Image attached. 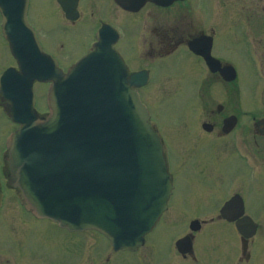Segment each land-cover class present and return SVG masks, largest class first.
Masks as SVG:
<instances>
[{"label": "water", "instance_id": "95a60500", "mask_svg": "<svg viewBox=\"0 0 264 264\" xmlns=\"http://www.w3.org/2000/svg\"><path fill=\"white\" fill-rule=\"evenodd\" d=\"M116 1L135 10L146 0ZM12 26L5 36L20 71L1 75L0 97L11 102L9 113L21 123L8 139L9 163L26 207L68 229L95 228L116 248L136 247L166 209L172 189L162 144L135 88L147 81V72L129 74L110 45L100 42L64 73L33 35L26 39ZM189 46L212 71L236 77L232 65L222 67L211 55V37ZM103 47L118 64H94ZM35 79L51 82L47 120L34 109Z\"/></svg>", "mask_w": 264, "mask_h": 264}, {"label": "rangeland", "instance_id": "374dc122", "mask_svg": "<svg viewBox=\"0 0 264 264\" xmlns=\"http://www.w3.org/2000/svg\"><path fill=\"white\" fill-rule=\"evenodd\" d=\"M43 1L45 3L41 1L35 7H41L46 18H36V23L40 29L43 27L47 30L44 42L49 51L56 48L60 41L64 42L65 49L60 53H64L62 59L67 63L69 56L77 55L85 49L84 45L90 40L94 29V20L84 17L76 27L64 29L62 17L51 15L56 11L54 2ZM91 3L98 8L101 19L111 21L121 33L118 50L131 63V68L152 69V80L142 89V98L151 111L152 122L157 124L165 144L169 169L175 175V189L169 203L173 209L168 211L164 220L180 222L186 221L191 215L212 212L214 204L221 202L220 197L229 192L232 185L238 186L242 178L251 176V173L243 156L221 148L226 141L222 143L216 138L198 139L199 132L195 128L202 107L198 95L211 94L216 97L215 102L223 103L226 97L229 98L226 96L229 93L234 105L244 102L246 110L251 111L249 114H264V74L260 75L264 72L260 66L264 64V0H187L180 3L182 8L176 10V4L172 6L169 22L160 21L162 15L156 11L152 12L154 18H148L145 15H129L116 7L113 10L111 0H86L84 9H88ZM167 27L168 31L173 27L177 32L181 30L185 36L196 34L200 29L214 33L212 53L223 61H230L237 71V80L230 85L232 91L222 86L220 80H211L205 64H198L197 59L184 47H179L173 55L157 58L155 64H152L154 59L144 50L151 40L158 43L161 32ZM137 54L140 64H137ZM8 64H12V57L0 34V72ZM68 65L63 64L64 67ZM207 79H210V84ZM46 88L45 84H36L41 113L46 108L43 103ZM211 106L209 104L206 107ZM201 120L199 116L198 125ZM10 128V123L0 113V136ZM181 162L184 164L179 169ZM260 166L263 168L264 164ZM258 172L263 173V169ZM261 200V196L253 195V199L248 201V208L254 210ZM16 201L17 206H20ZM13 204L12 198L9 215L13 216V221L5 215L0 222V237L3 238L0 239V247L3 250L16 255L17 245L12 241L13 238L9 242L8 233L10 231V236L17 238L14 231L18 230L23 239L18 238L19 246L26 258L38 260L39 264H68L69 261H77L79 246L75 242L84 235L72 234L48 219L37 221L23 209L20 210L21 206L14 213L16 208ZM159 227L154 238L165 246L167 236L172 235L174 227L162 219ZM228 230L227 226L223 229L224 236ZM31 233L34 239L27 241ZM86 234L89 235L88 239L95 236L92 232ZM11 258V264H17ZM117 260L121 264H134L131 254H119ZM21 264H29V260L23 259ZM254 264H259L258 259Z\"/></svg>", "mask_w": 264, "mask_h": 264}, {"label": "flooded vegetation", "instance_id": "af4514ba", "mask_svg": "<svg viewBox=\"0 0 264 264\" xmlns=\"http://www.w3.org/2000/svg\"><path fill=\"white\" fill-rule=\"evenodd\" d=\"M41 1L45 3L43 0H28L27 10L28 19L33 24L38 34L39 31H41V34L46 33V29H37L36 23L37 19L46 18L42 8L35 7L36 4H41ZM51 1H53L56 6V11L51 15L62 17V27L64 29L76 27L84 17L94 20V30L101 26L103 22L111 23V21L101 19L98 12L99 10L94 4L91 3L88 9H84L83 4L86 0H71L73 1V5L72 8L69 9L71 10L70 14H75L74 18H68L66 16L57 0ZM111 1L114 4L113 10H115L116 7L124 11L117 6L113 0ZM168 9L169 7H161L148 3L139 11L125 12L132 16L145 15L148 18H154L152 12L156 11L160 12L162 15L159 19L160 21L169 22L170 14ZM164 10L168 11L164 12ZM143 24L141 26H143ZM191 35L192 34H189L187 37H191ZM187 37L181 34V30L178 32L176 30L170 32L167 27L166 30L161 32V40H158V43H154L151 40L148 48H146L144 52L154 59L152 64H155V59L169 56L179 47L183 46V43L188 39ZM144 38L146 39L147 37L144 36ZM121 40L122 35L116 44L117 47H119ZM89 42L90 41L84 45L85 48L89 46ZM57 48L59 51L63 50L64 44L61 43ZM83 52L84 49L77 55L69 56V61L67 63L62 62L59 57V63L73 64ZM63 55L64 53L61 52L60 56L63 57ZM197 57L200 60L198 64H201L203 59L200 56ZM140 62L137 54V64H140ZM127 64L129 63L127 62ZM262 67L264 69V64H262ZM216 78L217 77H213L210 79L215 81ZM210 79H207L208 84H210ZM219 82L222 86H225L226 89L230 87L228 83L223 81ZM210 95L206 93L198 95L202 106L199 115H197V124L195 128L199 132L198 139L216 138L220 139L222 143L226 141V144L221 145V148H227L231 153L243 156L250 166L249 172L251 176L247 179L242 178L238 186L232 185L229 192L220 197V199L222 198L221 202L214 204V209L210 213L195 214L186 221H168L164 220V218L168 211L173 209L169 204L161 219L165 223H170L174 229H172V235L167 236V243L165 246L154 238V234L160 228L161 219L157 222L152 231L145 236L144 243L133 250H114L110 242L103 235L95 231H84L87 233L92 232L95 236L92 237V239H88L89 235L86 234L75 242L79 246L77 252L79 258L77 261H69V264H121L117 260L119 254L133 255L134 264H254L256 259H258L259 264H264V167L262 168L260 166L261 163L264 164V114H249L251 111L246 110L244 102L243 104L240 103V105H234L233 100L230 99L229 93L226 94L229 98L226 97L225 101H223L224 98H222L223 103L215 102L214 100H216V97ZM7 104V101L0 100V113L3 115ZM209 104H212L211 108L206 107ZM199 116L202 120L198 125ZM231 116L235 118L229 120V122L233 124L229 126L230 123L226 122V119ZM11 125L12 128L6 130L0 136V185L2 193L0 198V222L5 215L9 217V220L13 221V216L9 215L12 198L14 202L13 207L16 208L15 211L12 209L13 212H18L17 210L20 207L17 206L18 203L16 201L17 198L19 200L18 193L16 192L17 190L12 188L8 183L10 171L6 161L7 151L5 138L17 128L14 123H11ZM183 164V162L180 163L179 169L183 167ZM261 169H263V173L258 172V170ZM173 176L174 180L175 175L173 174ZM253 195L262 197V200L259 202L257 208L256 206L254 207V210L248 208V201L253 199ZM234 196L241 197L244 211L238 214V207L241 206V204H231L229 206L228 215L234 220H229L221 215L220 210L223 204ZM247 196L251 199L248 200ZM247 216L253 221L249 220ZM193 219H199V221L195 222ZM237 223L242 227V233L238 230ZM9 224L11 226V222H9ZM224 226L229 228L225 236L223 235ZM16 234L17 238H15V236L12 237L9 231L8 239L10 242L12 240L10 238H13L12 241L17 245L16 255L18 257H16L15 253L12 255L9 250L6 252L0 247V264H11V256L16 260L15 262L17 264L22 263V253L19 246V239H21V237L18 230L14 231V235ZM0 239L3 240L1 237ZM178 241H181V243Z\"/></svg>", "mask_w": 264, "mask_h": 264}]
</instances>
